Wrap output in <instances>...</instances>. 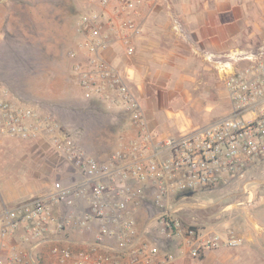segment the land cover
Returning <instances> with one entry per match:
<instances>
[{
	"label": "built area",
	"instance_id": "obj_1",
	"mask_svg": "<svg viewBox=\"0 0 264 264\" xmlns=\"http://www.w3.org/2000/svg\"><path fill=\"white\" fill-rule=\"evenodd\" d=\"M153 3L99 0V9L83 14L76 25L81 42L70 57L80 87L120 106L137 131L110 154L109 161L90 156L73 129L44 119L34 108L0 101V139L47 138L83 178L70 185L54 182L46 198L0 210V264H37V253L45 246L53 264H170L184 256L199 260L221 247L241 245V238L184 225L179 208L168 206L197 191L225 186L264 161V43L234 49L220 58L208 56L216 63L226 92V116L160 138L148 129L122 72L103 55L113 43L122 44L126 55L133 54L132 41L141 32L140 12ZM135 184L153 186L149 202L144 187ZM87 196L88 210L79 215L76 201ZM49 204L64 205L66 217L55 220ZM140 207L155 211L149 223L138 229L129 208ZM92 221L99 223L93 240L72 244L69 228L89 229ZM153 224L159 239L149 237ZM160 242L176 252L162 251Z\"/></svg>",
	"mask_w": 264,
	"mask_h": 264
},
{
	"label": "crops",
	"instance_id": "obj_2",
	"mask_svg": "<svg viewBox=\"0 0 264 264\" xmlns=\"http://www.w3.org/2000/svg\"><path fill=\"white\" fill-rule=\"evenodd\" d=\"M59 13L54 21L56 32L52 31V43L56 42L57 51L76 43L71 16L67 15L64 26ZM139 22L141 32L132 41V55H126L120 43H113L103 55L124 75L143 110L148 129L164 138L226 116L229 112L226 92L215 70L216 63L214 60L208 61V56L220 58L234 49H247L264 43V0H154L147 9L141 10ZM65 32L67 42L63 36ZM44 81L51 92H73L82 97L81 100L75 97L70 103L71 107H81V120L89 121V127L98 130L99 138L94 144L100 149L87 151L96 160L109 161L114 150L136 136L137 131L128 114L120 106H111L104 98L83 90L72 69L64 78L58 76L50 81L46 77ZM109 96L115 98V94L109 93ZM96 122L99 125L96 126ZM32 149L39 157L37 155L38 168L31 178L42 181H37L38 187L33 192L20 188L16 192L5 191L0 195V210L4 205L20 206L18 203L26 201L31 194L46 198L53 187L47 181L49 178L63 185L83 179L79 172L53 152L41 158L44 151H50L47 143L37 142ZM235 180L225 186L200 192L230 197V185ZM135 185L144 187V195L149 202L153 196V186ZM88 205V196L78 199V214L86 212ZM49 207L55 220L66 217L68 210L64 205L49 204ZM229 208L230 203L225 206V209ZM154 211V208H129L138 229L149 223L148 218ZM182 223L190 226L187 222ZM191 223L206 232L230 235V222ZM98 228V221H92L89 229L72 226L68 230V239L79 246L92 241ZM151 229L149 237L159 239L154 224ZM243 238L242 244L236 248L221 247L207 253L202 259L184 256L170 264H252L248 259L254 253H257L258 260L261 256L264 260V246L260 244L264 243V238H259V246L254 245L258 241L254 237ZM160 248L164 252H176L174 247L163 242H160ZM37 257V264H53L47 246L38 251Z\"/></svg>",
	"mask_w": 264,
	"mask_h": 264
},
{
	"label": "rangeland",
	"instance_id": "obj_3",
	"mask_svg": "<svg viewBox=\"0 0 264 264\" xmlns=\"http://www.w3.org/2000/svg\"><path fill=\"white\" fill-rule=\"evenodd\" d=\"M98 9L99 0H0V101L34 108L44 119L73 129V133L77 134V142L86 152L100 148L94 144L99 138L98 130L89 127V121L86 123L81 120V107H71L70 102L75 97L79 100L82 97L73 92H51L44 80L46 77L50 81L58 76L64 78L71 71L74 59L70 57V52L77 49L81 42L76 31L77 22L86 12ZM58 12L64 26L67 15L71 16V27L76 39L73 46L59 51L55 49L56 42L52 43ZM66 32L63 33L65 42ZM105 141L108 139L105 138ZM37 142L47 143L51 151H44L41 158L52 155V152L61 158L47 138L0 139V195L7 190L16 192L19 188L28 192L37 189V181L42 180L31 178L33 171L38 168L39 154L32 149ZM236 179L230 185V197L197 191L190 194L188 199L171 201L168 208L178 207L181 222L196 228L198 225L191 222H230V236L242 240L245 236L254 237V240H258L254 245L259 246V238H264V161L251 166L243 177ZM47 181L51 186L55 182L53 178ZM38 198V195L31 194L26 201L18 204H27ZM228 203L230 208L225 209ZM2 208L15 207L4 205ZM260 244L264 246V243ZM256 254H252L248 262L263 264L262 256L258 260Z\"/></svg>",
	"mask_w": 264,
	"mask_h": 264
}]
</instances>
